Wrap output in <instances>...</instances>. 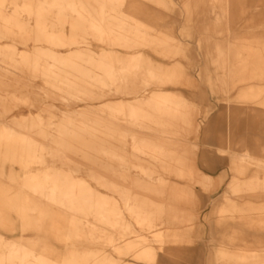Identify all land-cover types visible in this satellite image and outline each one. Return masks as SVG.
<instances>
[{"label":"rangeland","instance_id":"374dc122","mask_svg":"<svg viewBox=\"0 0 264 264\" xmlns=\"http://www.w3.org/2000/svg\"><path fill=\"white\" fill-rule=\"evenodd\" d=\"M0 264H264V0H0Z\"/></svg>","mask_w":264,"mask_h":264},{"label":"bare ground","instance_id":"6f19581e","mask_svg":"<svg viewBox=\"0 0 264 264\" xmlns=\"http://www.w3.org/2000/svg\"><path fill=\"white\" fill-rule=\"evenodd\" d=\"M245 96H246V94H245ZM87 125V124H86ZM63 133H67L66 132V130H63ZM146 145H144V144H138V145H136L135 147H136V149L138 150V151H144V150H142V148L143 147H145ZM247 156V155H246ZM120 157H121V155H120ZM18 257V255L17 254H15V253H13L12 254V257Z\"/></svg>","mask_w":264,"mask_h":264}]
</instances>
